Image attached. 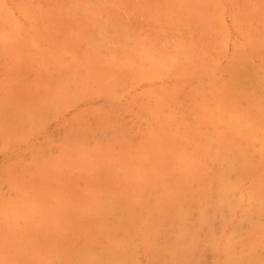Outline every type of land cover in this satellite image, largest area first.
<instances>
[{"label": "rangeland", "instance_id": "1", "mask_svg": "<svg viewBox=\"0 0 264 264\" xmlns=\"http://www.w3.org/2000/svg\"><path fill=\"white\" fill-rule=\"evenodd\" d=\"M0 264H264V0H0Z\"/></svg>", "mask_w": 264, "mask_h": 264}, {"label": "bare ground", "instance_id": "2", "mask_svg": "<svg viewBox=\"0 0 264 264\" xmlns=\"http://www.w3.org/2000/svg\"><path fill=\"white\" fill-rule=\"evenodd\" d=\"M209 1H210V0H209ZM215 4H217V3H215ZM211 5L213 6V3H211ZM216 7L218 8V6H216ZM217 8H216V9H217ZM214 9H215V8H214ZM208 20H209V19H208ZM213 21H214V20H213ZM209 22H211V21L209 20ZM209 24H210V23H209ZM211 25H212V24H211ZM214 25H215V24H214ZM214 25H213V26H214ZM208 26H209V25H208ZM50 103H51V102H50Z\"/></svg>", "mask_w": 264, "mask_h": 264}]
</instances>
